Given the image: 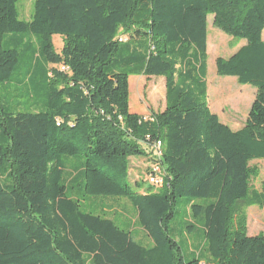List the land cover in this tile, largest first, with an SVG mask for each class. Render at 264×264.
<instances>
[{"label":"trees","instance_id":"1","mask_svg":"<svg viewBox=\"0 0 264 264\" xmlns=\"http://www.w3.org/2000/svg\"><path fill=\"white\" fill-rule=\"evenodd\" d=\"M18 1L0 0V85L21 59L25 95L42 110L14 113L0 100V264H264V234L247 235L245 212L264 210L250 166L264 160V0H34L29 22ZM210 15L246 42L215 61L218 76L256 89L238 130L207 104ZM6 34L30 35L21 58L3 47ZM131 76L165 77L162 112H131ZM157 141L163 185L140 192L130 158ZM98 197L125 200L133 222L82 210ZM183 198L181 233L204 240L192 259L169 232Z\"/></svg>","mask_w":264,"mask_h":264},{"label":"rangeland","instance_id":"2","mask_svg":"<svg viewBox=\"0 0 264 264\" xmlns=\"http://www.w3.org/2000/svg\"><path fill=\"white\" fill-rule=\"evenodd\" d=\"M34 0H19L17 4L18 16L21 21L29 22L33 12ZM207 47L208 54V74L206 78L207 86V104L210 111L216 114L221 122L228 125L232 130H238L243 127L250 111L251 104L255 98L256 89L248 85H240L234 77H220L216 73L215 61L217 58H228L233 54V48L237 41L229 45L231 37L227 36L219 29L213 26V16L207 17ZM30 35L27 34H6L2 41L4 48L16 49L19 52V58L26 52L27 40ZM264 40V30L262 32ZM32 45L36 46L35 39H31ZM52 42L56 52H60L63 41L60 36H53ZM239 43L245 44L243 40ZM22 60L13 70V80L9 84L0 85V100L11 112L25 113L41 111L33 106L31 99L25 95L28 88V80L25 78V72L21 69ZM26 80V82H24ZM165 77H144L131 76L129 78L130 101L129 108L131 112L148 117L151 113H160L165 107ZM157 90L156 95L154 91ZM219 103V106L216 104ZM240 104H244L245 109L238 110ZM221 106V107H220ZM144 147V146H142ZM145 148L146 156H135L130 158L129 182L131 185L139 184L140 192H157L161 189L150 185L147 182L146 164L148 161L149 149ZM251 167H256L259 171L257 178L251 181L252 188L259 190L264 182V160L252 161ZM84 212L100 214L105 211L109 218L114 220L119 227L123 219H129L133 222V209L125 200H113L112 198H89L81 203ZM176 215L169 223V232L182 248L183 254L187 259H192L202 252L204 245L203 236L196 234L188 237L181 233L182 223L185 218V200L178 199L175 206ZM247 215V235L252 237L258 234H264V210L253 206L245 210ZM122 216V217H121ZM123 218V219H122ZM133 229V236L137 241L143 244H149L145 234L137 229Z\"/></svg>","mask_w":264,"mask_h":264},{"label":"built area","instance_id":"3","mask_svg":"<svg viewBox=\"0 0 264 264\" xmlns=\"http://www.w3.org/2000/svg\"><path fill=\"white\" fill-rule=\"evenodd\" d=\"M119 42H125V39L120 38L118 39ZM61 70L65 71L64 67H61ZM150 158L152 159L146 167V174H147V182L150 185L155 186L156 188H161L163 185V175L164 170L160 165V160L162 158V145L160 141L153 143L150 148Z\"/></svg>","mask_w":264,"mask_h":264},{"label":"crops","instance_id":"4","mask_svg":"<svg viewBox=\"0 0 264 264\" xmlns=\"http://www.w3.org/2000/svg\"><path fill=\"white\" fill-rule=\"evenodd\" d=\"M207 35H208V33H207ZM234 43V41L233 40H229V45H231V44H233ZM243 45H245V44H242V43H238L237 45H235L234 46V48L232 49L233 50V53H235L240 47H242ZM209 46V40H207V47ZM244 104H240L239 106L240 107H238L237 109L238 110H240L241 109V107H242V109H245V106H243ZM216 106H219V103L218 104H216ZM221 107V106H220ZM134 113H136V112H134ZM136 114H138V113H136ZM219 118V117H218ZM219 120L221 121V119L219 118Z\"/></svg>","mask_w":264,"mask_h":264}]
</instances>
